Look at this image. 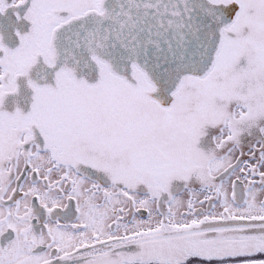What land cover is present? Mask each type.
Instances as JSON below:
<instances>
[{"label": "snow or ice", "instance_id": "snow-or-ice-1", "mask_svg": "<svg viewBox=\"0 0 264 264\" xmlns=\"http://www.w3.org/2000/svg\"><path fill=\"white\" fill-rule=\"evenodd\" d=\"M0 264H264V0H0Z\"/></svg>", "mask_w": 264, "mask_h": 264}]
</instances>
